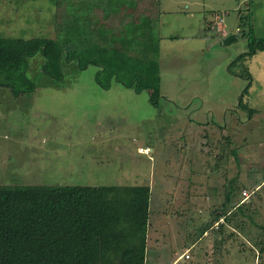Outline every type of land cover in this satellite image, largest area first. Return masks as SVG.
<instances>
[{"label": "rangeland", "instance_id": "374dc122", "mask_svg": "<svg viewBox=\"0 0 264 264\" xmlns=\"http://www.w3.org/2000/svg\"><path fill=\"white\" fill-rule=\"evenodd\" d=\"M106 1L0 0V37L50 39L77 57L62 63V78L45 75L42 56L29 58L32 92L15 95L0 85V186L147 185L146 264H264V52L238 58L249 50L248 36L264 39V0H140L152 26L135 32L139 41L128 53L136 60L146 49L141 34L150 35L161 79L156 104L148 91L103 89L97 65L78 66V55L92 58L89 38L100 41L109 29L125 34L114 28L121 20L113 26L104 15ZM219 14L223 31H209ZM240 15L249 16L248 26L237 29ZM230 35L235 39L223 44ZM130 70L129 81L141 72ZM3 76L15 89L25 87ZM248 87L245 112L238 105ZM248 109L256 112L251 119ZM209 121L215 124L206 127ZM233 181L249 196L241 192L236 201L244 204L232 211L223 200ZM186 203L198 211H185ZM217 208L232 212L216 226ZM190 238L197 241L191 250ZM187 251L189 261L182 258Z\"/></svg>", "mask_w": 264, "mask_h": 264}, {"label": "trees", "instance_id": "16d2710c", "mask_svg": "<svg viewBox=\"0 0 264 264\" xmlns=\"http://www.w3.org/2000/svg\"><path fill=\"white\" fill-rule=\"evenodd\" d=\"M48 1L58 4L62 0ZM106 2L104 15L111 17L113 26L121 20L122 27L114 28L120 33L123 28L125 34H112L109 29V34H101L100 41L89 38L90 48L85 52L89 51L92 58L83 61L78 55V66L83 70L89 65H97L99 71L95 79L103 89H111L118 84L127 89L133 88L137 93L148 91L150 103L156 104L160 99L161 79L158 76L159 66L149 55L155 49L150 35L141 34V37L147 38L146 49L137 54L136 60L128 53L132 45L139 41L135 32L142 26L151 29L152 16L140 10L144 6L140 0ZM99 4H95L91 10H98ZM80 6V3H76V12H81ZM89 14L85 21L91 19L92 15ZM246 17L240 16L241 25L238 26H248L249 16ZM212 24L210 22L207 29L218 31L211 28ZM130 25L134 27L133 32L129 30ZM250 32H253L252 28ZM247 39L249 50L245 58L264 52V39L254 40L251 36ZM104 40L107 42L105 45ZM37 55L45 59L42 70L51 78H62V63L77 60L73 54L59 50L50 39L28 41L0 37V77L6 80L4 74L18 78L25 87L15 89V85L7 81H0V85L10 87L15 95L34 91L36 86L29 80L27 68L28 59ZM126 70L141 72L131 76L129 81L125 77L130 72ZM248 76L247 73L240 74V77ZM249 87L243 91L244 94ZM244 96H241L238 106L247 111V105L242 103ZM255 113V110L248 109L250 119ZM233 184L234 181L223 201V206L230 205L232 211L244 204L241 200L236 201V198L241 195L242 189L247 188ZM256 186L259 188L262 184ZM234 187L238 189L237 193ZM151 193L147 185L0 186V264H146L147 235L152 214ZM214 212V222L224 216H227L225 222L230 218V212L222 213L220 208Z\"/></svg>", "mask_w": 264, "mask_h": 264}, {"label": "crops", "instance_id": "0c3cea01", "mask_svg": "<svg viewBox=\"0 0 264 264\" xmlns=\"http://www.w3.org/2000/svg\"><path fill=\"white\" fill-rule=\"evenodd\" d=\"M216 16H218V17H221V18H223V23H222V26H221V28H222V31H223V28H224V14H219V15H216ZM241 16V15H240ZM240 16H238V22H240L239 21V18H240ZM215 22H216V19H214V21L212 22L213 24L212 25H214L215 24ZM211 25V26H212ZM239 27H238V24H237V29H238ZM218 31H220V30H218ZM256 55V54H255ZM255 55H253V56H255ZM252 82H253V79H252ZM209 112H210V114H212V111L211 110H208ZM192 123L193 124H195V120H192ZM208 123H210V124H215L213 121H209V122H207V124H206V127L208 126ZM247 191V190H246ZM224 201V200H223ZM216 204V203H215ZM185 206H187L188 208L185 210V211H188V210H191V211H198V209L196 208V206L195 205H192V204H190V203H186V204H184ZM193 206H195V207H193ZM222 221H224L223 223H226L225 222V217H221L220 218V220H218V221H215L214 222V224H216V226H217V223H219V222H222ZM230 226V225H229ZM230 229H231V227H229V231H230ZM189 237V236H188ZM149 241V234L147 235V242ZM190 241L193 243L191 246H187L190 250H191V248L192 247H195L194 246V243H196V242H194L191 238H190ZM186 243V242H185ZM147 248H148V244H147ZM149 249V248H148ZM149 253V250L147 251V254ZM182 258H184V257H182ZM181 258V259H182ZM185 259V258H184ZM186 260V259H185ZM189 261V260H188ZM188 261H186V262H188ZM146 263H147V260H146ZM171 264H177V263H175V262H173V263H171Z\"/></svg>", "mask_w": 264, "mask_h": 264}, {"label": "built area", "instance_id": "2783aa9c", "mask_svg": "<svg viewBox=\"0 0 264 264\" xmlns=\"http://www.w3.org/2000/svg\"><path fill=\"white\" fill-rule=\"evenodd\" d=\"M215 19H216V22H215L214 25L211 26V28H214V29H217V30L222 31L221 26H222V23H223V18L216 16ZM242 194H243L244 198H247V197L249 196V193H248V191H246V190H244V191L242 192ZM183 257H184L186 260L191 259V256L189 255V251H187V252L183 255Z\"/></svg>", "mask_w": 264, "mask_h": 264}, {"label": "flooded vegetation", "instance_id": "af4514ba", "mask_svg": "<svg viewBox=\"0 0 264 264\" xmlns=\"http://www.w3.org/2000/svg\"><path fill=\"white\" fill-rule=\"evenodd\" d=\"M247 53H248V52L239 55V56H238L239 60L243 59V58H241L242 56H244V58H245ZM250 57H252V56H249V57H247V58H250ZM247 58H245V59H247ZM234 64H235V63H234ZM232 65H233V63H231L230 68H231ZM236 75H237V74H236ZM239 76H240V75H239ZM245 90H247V88H246ZM245 90H244V91H245ZM247 92H248V91H247ZM242 95H246V94H244V92H243ZM240 110H241V109H240ZM233 111H234V110H233ZM242 111H244V110H242ZM235 112H236V111H235ZM245 112H247V111H245Z\"/></svg>", "mask_w": 264, "mask_h": 264}, {"label": "water", "instance_id": "95a60500", "mask_svg": "<svg viewBox=\"0 0 264 264\" xmlns=\"http://www.w3.org/2000/svg\"><path fill=\"white\" fill-rule=\"evenodd\" d=\"M235 39V36L234 35H230L228 38H226L224 41H223V44L225 45H230L231 41Z\"/></svg>", "mask_w": 264, "mask_h": 264}]
</instances>
